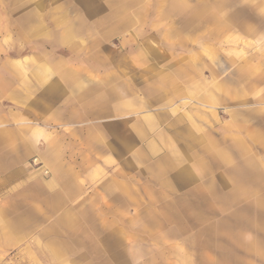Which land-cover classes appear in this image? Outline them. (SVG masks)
I'll use <instances>...</instances> for the list:
<instances>
[{"label": "rangeland", "instance_id": "rangeland-1", "mask_svg": "<svg viewBox=\"0 0 264 264\" xmlns=\"http://www.w3.org/2000/svg\"><path fill=\"white\" fill-rule=\"evenodd\" d=\"M262 10L264 0H0V68L19 60L11 68L25 63L26 72L7 77L16 85L24 78L43 100L48 66L67 63L84 75L86 124L74 121L69 135L123 136V122H100L120 111L97 76L146 43L161 54L153 56L155 71L136 79L132 98L131 220L126 211L121 222L65 227L23 220L28 208L15 206L20 220L13 225L25 238L18 250L0 254V264H264V152L241 149V125L250 132L264 125L255 89L264 68V38L255 34L264 32ZM37 66H47L41 77ZM167 76L179 84L174 91L164 85ZM66 96L58 94L61 103ZM11 104L0 101V108L18 114L17 123L46 135L58 130ZM27 166L50 177L35 158ZM3 192L6 218L11 199Z\"/></svg>", "mask_w": 264, "mask_h": 264}, {"label": "crops", "instance_id": "crops-1", "mask_svg": "<svg viewBox=\"0 0 264 264\" xmlns=\"http://www.w3.org/2000/svg\"><path fill=\"white\" fill-rule=\"evenodd\" d=\"M259 32H255L256 36L264 38V32ZM139 53L137 57L134 56L136 58H132V53L125 55L122 65L119 64L111 71L103 73L102 80L100 75L97 76L98 88L111 90L114 97L112 106L120 111V114H113L112 117L100 118V122L119 121L118 123L123 122L126 126L123 136L110 134L109 138L104 137L101 132L92 136L67 134L74 121H77V126L86 124L83 115L87 111L89 96L84 92L85 77L82 72H74L70 65L62 62H55L48 67L37 66L36 70L34 67V75L37 71L40 77L42 68L47 67L49 70L47 87L43 90L46 99L41 100V95L37 97L31 88L23 84L22 77L26 76V72L22 70L25 63H21L17 72L10 65L19 60L6 61L5 65L1 66L0 101L18 105L22 107V117L31 116L58 130L46 135L35 125L27 124L28 122L17 123L18 114L5 112L0 108V195L4 200L3 191L6 190L8 199H11L5 205L9 210L8 217L0 214V254H11L18 250L22 239L25 238L18 226L13 225L20 220L18 212L12 213L15 206L25 205L28 208L20 213L23 220L24 217L27 220L33 218L34 222L40 223L43 217L65 227L89 222H121L124 220L122 216L127 215L126 211L129 221L131 220L132 150L135 148L132 130H136V125L132 123V109L136 103L132 98L138 76L147 79L145 73L155 71L153 56L161 55L151 43H146ZM138 58H142L140 65ZM22 60L25 62V57H22ZM31 60L34 61V57ZM258 62L264 65V56L259 58ZM57 67L60 77H57ZM138 67L145 72H138ZM260 67L258 66L255 77V89L258 107H264V68ZM5 73L21 75V78L17 77L18 85ZM34 78L38 80L37 77ZM165 79L166 89L169 87L174 91L179 86L176 78L167 76ZM19 87L23 88L20 93ZM196 88L195 85V92ZM73 92L79 97L68 98ZM64 93L67 96L64 103H61L58 94L62 96ZM99 98L100 95H97L95 100ZM258 109L260 113L261 108ZM241 132L245 136L241 140V149L251 146L258 152H264V125L258 124L256 131L250 132L248 127L242 124ZM34 158L36 163H41L48 170V179L43 178L40 172L29 169L28 162ZM115 163L120 165L112 170L111 165ZM55 255H58L57 251Z\"/></svg>", "mask_w": 264, "mask_h": 264}]
</instances>
